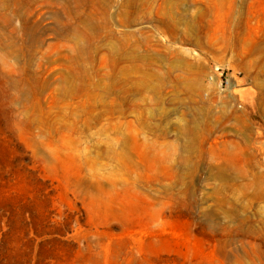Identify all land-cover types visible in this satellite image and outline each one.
Listing matches in <instances>:
<instances>
[{
  "label": "rangeland",
  "instance_id": "1",
  "mask_svg": "<svg viewBox=\"0 0 264 264\" xmlns=\"http://www.w3.org/2000/svg\"><path fill=\"white\" fill-rule=\"evenodd\" d=\"M0 264H264V0H0Z\"/></svg>",
  "mask_w": 264,
  "mask_h": 264
}]
</instances>
